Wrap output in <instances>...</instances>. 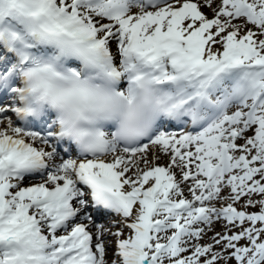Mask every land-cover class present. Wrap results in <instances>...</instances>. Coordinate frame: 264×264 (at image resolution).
Returning a JSON list of instances; mask_svg holds the SVG:
<instances>
[{
  "label": "snow or ice",
  "instance_id": "1",
  "mask_svg": "<svg viewBox=\"0 0 264 264\" xmlns=\"http://www.w3.org/2000/svg\"><path fill=\"white\" fill-rule=\"evenodd\" d=\"M0 264H264V0H0Z\"/></svg>",
  "mask_w": 264,
  "mask_h": 264
},
{
  "label": "bare ground",
  "instance_id": "2",
  "mask_svg": "<svg viewBox=\"0 0 264 264\" xmlns=\"http://www.w3.org/2000/svg\"><path fill=\"white\" fill-rule=\"evenodd\" d=\"M164 161L162 160L161 163H163Z\"/></svg>",
  "mask_w": 264,
  "mask_h": 264
},
{
  "label": "rangeland",
  "instance_id": "3",
  "mask_svg": "<svg viewBox=\"0 0 264 264\" xmlns=\"http://www.w3.org/2000/svg\"><path fill=\"white\" fill-rule=\"evenodd\" d=\"M254 210V209H253Z\"/></svg>",
  "mask_w": 264,
  "mask_h": 264
}]
</instances>
